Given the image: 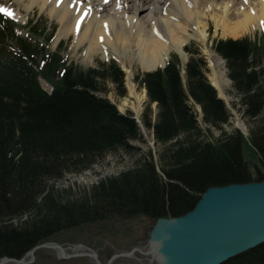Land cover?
I'll return each instance as SVG.
<instances>
[{
    "label": "trees",
    "instance_id": "trees-1",
    "mask_svg": "<svg viewBox=\"0 0 264 264\" xmlns=\"http://www.w3.org/2000/svg\"><path fill=\"white\" fill-rule=\"evenodd\" d=\"M16 27L0 13V259H20L57 240L58 232L75 233L78 223L179 216L209 186L264 179V170L249 171L239 130L209 137V128H222L231 114L207 79L199 52L190 51L185 81L177 57L138 77L158 108L155 122L150 107L141 118L162 144L155 162L151 153L130 144L142 138L133 115L101 96L109 80L124 94L117 63L88 69L68 64L61 46L46 47L54 28L48 32L47 24L30 20L24 36ZM215 49L226 60L240 108L257 120L254 146L264 166V42L218 40ZM40 77L53 85L52 93L41 87ZM189 100L200 105L203 123L210 126L205 131ZM118 152L134 154V164L88 190L68 194L56 188L67 174L90 170ZM223 264H264V244Z\"/></svg>",
    "mask_w": 264,
    "mask_h": 264
},
{
    "label": "bare ground",
    "instance_id": "bare-ground-1",
    "mask_svg": "<svg viewBox=\"0 0 264 264\" xmlns=\"http://www.w3.org/2000/svg\"><path fill=\"white\" fill-rule=\"evenodd\" d=\"M29 1L31 5H39L40 9L54 2L55 5L50 4V12L57 15L64 26L57 31L55 44L72 33L75 36V48L88 43L85 53L87 61H91L97 53H103L102 57L108 58L105 50L115 49V52H119L116 60L129 75L135 68L143 71L163 68L171 49L180 55L185 64V46L194 39L205 49L213 68L212 85L218 90L219 97L226 101L230 98L226 92L230 79L224 71L222 58L208 47V21L214 22V33L221 36L236 37L255 27H264V0ZM5 10L12 13L10 16L16 21L22 19L20 14L7 7ZM191 28L194 29L192 33ZM43 85L47 87L46 84ZM129 90L138 106L130 105L128 100H125L124 106L134 107L139 117L140 102L146 92L139 95L131 82ZM148 250H151L150 245ZM152 260H147V263L151 264Z\"/></svg>",
    "mask_w": 264,
    "mask_h": 264
},
{
    "label": "rangeland",
    "instance_id": "rangeland-1",
    "mask_svg": "<svg viewBox=\"0 0 264 264\" xmlns=\"http://www.w3.org/2000/svg\"><path fill=\"white\" fill-rule=\"evenodd\" d=\"M55 2L57 4L59 3V1ZM50 4L55 5L54 2H50ZM50 4L47 5L48 8L46 7L40 9L39 5L37 4L31 5L29 0H0V6L3 9L7 7L8 9L22 16V19L16 22L20 25V27L17 28V33L19 34H22L24 36L28 35V30L23 29V27L27 25L29 20H38L41 23L47 24L48 32L51 31L53 27H55L54 36L50 43L46 44V47L51 51H56L61 46V54L65 57V60L68 62V64L75 63L83 69L99 68V66H101L100 63L109 64L111 62H116L120 65V63L116 60L119 52L117 50V52H115V49L112 51L105 50V54H107L106 56L108 58H103V53H97L92 57L91 61H87L85 59V53L88 47V43H85V45H82L79 48H75V36L72 33L64 36L55 44L54 38L56 36V33L59 28H64V26L59 22L58 16L53 15L50 12ZM208 22L210 28L207 44L208 47L210 49H213L215 52L217 51L215 50V45L217 40L219 39L249 38L251 39V41L258 40L260 41V43L264 42V27H255L254 30L236 37L221 36L220 34L214 33V22L212 20H209ZM193 31L194 29L191 28L190 33H192ZM187 49H189L190 51L192 50L199 52V57L204 59L206 63L207 79L212 84L211 79L213 76V68L211 67V64L209 62V57L203 46L194 39H191L185 46L187 56V61L185 64L182 63L180 55L173 49H171L168 61L173 60L174 57L178 58L181 76L185 81V68L190 57L192 56L191 53L187 51ZM217 54L222 58L225 65L224 71L229 77L225 58H223V56L219 53ZM262 57L263 59L261 62V68L264 71V55ZM120 67L124 72V94H121L122 90L116 82L109 80L105 83H102L101 86L106 91V94L102 93L101 96L108 98L109 101L112 102L121 113H131L134 116V119L140 128L142 138L141 140L131 141L130 144L135 148H139L141 152L151 153L154 161L157 162L158 154L162 149V144L157 140V138L155 139L153 129L145 126L142 123L141 119L147 111L148 107H150L152 111V122H155L158 111L155 103H150L149 97L147 95V90L145 86L141 82H139L138 79V77H141L142 74L146 73V71H143L140 68H135L131 72V75H129L124 67H122L121 65ZM262 78L264 80V72ZM229 79L230 84L226 88V92L230 98L228 101H226V99H222L225 102V105L228 107L231 117L229 119V122L224 124L222 128H216L213 126L210 127L203 123L202 109L200 105L193 102V100H189V104L193 107L197 121L203 128V130L206 127H210L209 137H212L213 139L218 138L222 134V132H225L227 134L233 133L235 132V130H239L241 132V134L245 137L244 143L242 144L243 158L249 167V171L252 173V175H254L258 169L264 170V166L261 162V155L254 146V143H258L253 134V129H256L257 120L247 117L242 108H240L239 96L236 94L233 88V82L230 77ZM129 82L134 85L139 95L142 96V93L146 92L145 97L142 98V101L140 102L141 112L138 117L140 121L136 120L137 115L136 111H134V107L131 108L129 106H124L125 100H128L130 105L138 106L137 100L130 95ZM44 84L47 85L46 82H44ZM134 162L135 156L132 153H109L101 158L96 164H94L90 170H87L80 174L69 173L63 180L57 182L55 186L58 189L67 190L68 194H74L80 190H88L89 188L94 186L101 178L106 176H116L121 171H124L125 169L131 167ZM154 221L155 219L142 215L131 219H114L101 224L97 223L93 225L82 226L81 229H79V237L75 233L72 234L70 233V231H65L64 233H62L61 237H58L57 240L59 241L58 243H76L77 241H79L87 248L94 250L98 254V258L101 263H105L108 260L109 255H111V252L114 250H123L126 252L138 245V243L143 246L147 245V248L149 249V231L151 230ZM55 254L56 252L53 249L50 250L47 248H39L35 251L32 261L25 264H95L93 262V259H91V257L88 255L75 258L60 259V257H56ZM149 259L152 258L150 255H147V260ZM127 261L132 264V260L127 258L116 259L114 261V264H124L123 262Z\"/></svg>",
    "mask_w": 264,
    "mask_h": 264
},
{
    "label": "water",
    "instance_id": "water-1",
    "mask_svg": "<svg viewBox=\"0 0 264 264\" xmlns=\"http://www.w3.org/2000/svg\"><path fill=\"white\" fill-rule=\"evenodd\" d=\"M262 244L264 179L209 186L185 214L156 218L149 231L151 250L146 255L155 264H223ZM39 248H53L68 257L62 245L44 242L20 259L3 257L0 264L29 263ZM79 255L103 264L95 252ZM120 256L133 257V251L114 254L108 264Z\"/></svg>",
    "mask_w": 264,
    "mask_h": 264
},
{
    "label": "flooded vegetation",
    "instance_id": "flooded-vegetation-1",
    "mask_svg": "<svg viewBox=\"0 0 264 264\" xmlns=\"http://www.w3.org/2000/svg\"><path fill=\"white\" fill-rule=\"evenodd\" d=\"M87 226L89 224H83V225H79V223L75 226V234L79 237V229H81L82 226ZM62 233H64L63 231L61 232H58L57 233V236L61 237ZM70 233L74 234L73 231H71ZM48 242H55V243H58L59 241L58 240H50ZM60 245L63 246L64 250H65V253L68 255V257H65L62 255V253H58L57 250L53 249V248H47V249H53L56 254L55 256L56 257H60V259H63V258H75V257H80V256H83V255H79L80 252H84V251H89L91 253L95 252L94 250L90 249V248H87L85 245H83L82 243H80L79 241H77L76 243H58ZM148 248H147V245L146 246H143L141 245L140 243H138V245H136L135 247L131 248L129 251H126V252H130V251H133V257H126V256H121V257H116L111 264H114V261L116 259H120V258H127V259H130L132 260V264H148L147 262V255H146V252H147ZM86 253V252H85ZM96 253V252H95ZM121 253H125V251L123 250H114L111 252V255H109L108 257V260L103 263V264H108L110 259L112 258V256L114 254H121ZM97 254V253H96ZM97 257H98V254H97ZM91 259H93L91 257ZM99 259V258H98ZM94 262V260H93ZM124 264H130L129 261L127 262H123ZM151 264H155L154 262H152Z\"/></svg>",
    "mask_w": 264,
    "mask_h": 264
},
{
    "label": "snow or ice",
    "instance_id": "snow-or-ice-1",
    "mask_svg": "<svg viewBox=\"0 0 264 264\" xmlns=\"http://www.w3.org/2000/svg\"><path fill=\"white\" fill-rule=\"evenodd\" d=\"M5 11L7 12V10H5ZM7 14H8V15H12V13H10V12H7ZM262 23H264V22H262Z\"/></svg>",
    "mask_w": 264,
    "mask_h": 264
}]
</instances>
